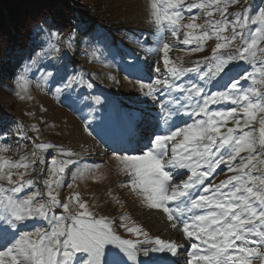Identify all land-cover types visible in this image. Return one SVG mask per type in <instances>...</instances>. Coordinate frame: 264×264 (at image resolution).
I'll return each instance as SVG.
<instances>
[{
    "label": "snow or ice",
    "instance_id": "obj_1",
    "mask_svg": "<svg viewBox=\"0 0 264 264\" xmlns=\"http://www.w3.org/2000/svg\"><path fill=\"white\" fill-rule=\"evenodd\" d=\"M163 2V12L156 2L152 5L155 22L161 30L167 24V30L173 36H177L180 31L179 22L185 7L188 11L205 10L208 17L213 16V11H219L223 16L228 8L227 3L220 6L221 0H201L186 6L184 0ZM229 2L236 3L238 0ZM250 24L255 27L246 31ZM208 25L209 28L195 37L191 32L186 33L182 43L189 45L194 39L197 47L192 50L199 51L203 48L199 42L215 36L217 40L229 42L239 38L241 47L235 52H225L221 50L228 48L229 43H217L208 61L212 67L202 71L198 66L186 69L169 67L170 46L164 43L162 49L157 47L154 51L164 52V64L171 80L158 79L155 84H163V89L148 86V91L144 93L152 100H156L157 93L161 91L187 93L185 100L192 110L183 115L188 120H184L181 114L186 104L177 98L175 103L178 107L168 110L162 106V115L154 118L155 124L141 117L142 122L153 129L146 137L147 143L140 141L132 148L113 149V152L120 153L117 159L123 164V170L132 176L133 189H138L150 208L167 214V219L172 221V228L179 224L182 227L181 235L189 238L188 242L177 243L159 237L151 239L147 233H142L144 240L122 239L114 232L110 222L104 218L95 219L84 203H79L84 211L71 213L70 203H62L52 190L53 185L60 184V179L55 177L65 173L69 165L78 163L71 159L61 161L53 173L54 178L45 180L49 188L47 200L40 202L44 197L39 191H33L36 187L34 181H24L25 173H20V180L14 182L11 172L13 168H35L45 163L39 151H47L54 145L34 143L30 157H22L20 163L0 157V180L6 179L13 185L11 188L0 185V242L7 241L5 250H0V264H127L129 261L142 264L138 247L142 244L154 245L143 249L145 257L150 253L161 252L178 257L181 250L187 252L191 248L192 251L187 252V264H252L254 259H264V252L260 251L264 249V116L259 120L258 136L255 135L256 130L249 127L258 113H264V92L240 85L241 80H252L253 85H264V59H256L258 51L264 55V50L258 49L259 42L264 41V10L254 17L236 13L231 21L226 16L222 21L210 19ZM182 27L196 29L204 25L189 23ZM229 27L231 37L223 36L222 33L228 31ZM240 61H247L249 68L236 76H230ZM35 63L33 60L32 64ZM188 73H197L203 84L193 83L187 87L176 82ZM225 78H228L227 81L221 84ZM64 79L66 82L63 87L67 88L72 80ZM20 80L26 83L25 77L21 76ZM213 81L223 90L206 91ZM87 87L92 88L93 85L89 83ZM22 91H26V88L22 87ZM55 91L59 94L63 89L56 88ZM95 102L100 104L102 101L96 97ZM221 102H230L231 106L226 110L209 109V105ZM165 112L167 114L163 115ZM238 112H242L245 117L244 126L241 127L237 120L236 128L222 132L224 123ZM193 117L200 118L193 120ZM176 120L181 123L177 124ZM237 129L240 131L237 132ZM33 130L38 131L35 127ZM0 137H3V133H0ZM22 137L29 139L23 133ZM177 137L181 139L177 141ZM0 151H8V148L0 146ZM60 154L67 157L74 155L63 150ZM29 159L31 165L26 162ZM50 163L56 166L58 162L53 159ZM221 165L236 174L214 184L209 177L216 174ZM5 168L9 170L7 173L4 172ZM79 175L83 176V172L79 171ZM184 175H187V179L174 182V178ZM73 179H76V174H73ZM173 203L175 208L171 207ZM57 209H62L66 215H57ZM34 216L49 223L48 231L35 229L36 239H33V232L20 231L21 223ZM128 231L141 234L139 228H129ZM10 232L12 238L8 240ZM106 247L124 259L109 262L105 259ZM172 264H178V261Z\"/></svg>",
    "mask_w": 264,
    "mask_h": 264
},
{
    "label": "rangeland",
    "instance_id": "obj_2",
    "mask_svg": "<svg viewBox=\"0 0 264 264\" xmlns=\"http://www.w3.org/2000/svg\"><path fill=\"white\" fill-rule=\"evenodd\" d=\"M82 2L91 6L94 14H97L101 21L105 17V20L109 23H112V21L139 22L138 25L133 26V29L144 31L147 34L137 32V35L133 37V41L128 42L125 40L126 42L117 49V56H119L117 59L111 58L114 53L109 48L110 37L107 36L106 40L99 39L98 44L102 50V59H110V67H108L110 70L106 73L99 70L94 71L98 75V80L95 81L97 89L94 86L88 88L89 83L84 82L83 77H76V69L67 67L65 63L60 61V58L64 55L63 51L52 44L46 51L29 57L25 64L20 58L13 59L11 61L12 66L6 67L5 70L6 82L10 83V89L9 91L0 92V133H3V137H0V146L8 148V151H0V157L20 163L22 157H30L34 150V143H51L54 145L52 149L39 151V154L44 157L45 163L38 164L35 168L30 166L28 169L22 167L11 169L14 182L20 180V173H25L23 180H33L36 186L33 191H39L44 197V200L40 202H45L47 200L46 193L49 191V188L45 185V180L54 178L53 173L61 161L68 159L77 161V164L69 165L65 173L55 177L60 179V184L59 186L53 185L52 188L53 194L57 195L62 203H70L71 213L78 214L84 211L79 207V203H84L95 219L104 218L110 222L114 232L122 239L144 240L145 236L142 233H147L148 238L151 239L160 238L165 234L164 230L151 216L148 202L139 194L138 189H133L132 176L123 170V164L117 159L120 153L110 151L106 147L109 142H111L109 143L111 148L119 142L124 145L134 136L131 126L127 124H133L139 116L148 117V119L158 118L162 106L168 110H174L178 107L175 103L177 98L181 103L186 104V107L182 110V115L184 112L191 111L192 108L185 100L187 93H164L161 91L157 93L156 100H152L144 94L148 91V87L146 85L141 87L142 84L135 82L132 78L140 80L144 84L150 83L153 76L151 74L153 61L159 54L158 57L161 58L160 62L157 63L156 79L152 86L163 89L164 85H156L155 81L158 79L164 80L165 78L171 80V77L164 64V52L154 51V49L157 47L162 49L164 43L170 46L168 50L169 67L175 66L186 69L198 66L202 71H207L208 68L212 67L208 61L212 58L217 43H229V47L221 51L235 52L241 47V39L238 38L229 42L217 40L215 36H212L207 41L199 42L203 45L202 50L193 51L192 49L197 47V42L194 39L189 45L182 43V38H186V33L191 32L193 37L200 35L205 29L209 28L208 21L210 19L222 21L226 16L231 21L235 18L236 13L254 17L261 10H264V0H238L236 3L221 0V7L227 3V12L222 16L219 11H213L212 17H208L205 10L192 9L188 11L185 7L182 19L179 22L181 25L178 33L179 37L165 42L162 40L163 37L166 40L168 39L167 34L171 35L172 33L167 30V24L164 25L163 30L158 29L152 7L153 3L156 2L161 12H163L165 8L163 0H83ZM198 2H201V0H184V5ZM211 10L208 9V11ZM193 16L196 17L195 20L192 19ZM189 23L204 25V27L196 29L182 27ZM254 27L255 25L250 24L246 31H251ZM155 31H160L166 36H163L164 34L153 36ZM111 32L115 33V31ZM222 35L231 37V27ZM149 37L154 40L153 45L149 42ZM174 37L172 36V38ZM158 41L159 43H157ZM147 42H149L147 44L149 46H145ZM258 49L264 50L263 41L259 42ZM140 55H143L147 68H151L150 71L142 69L143 61H137L140 59ZM66 56L72 64L83 65L80 55L66 53ZM120 57L124 61L125 59L129 60L124 62ZM256 59H264L261 51L257 52ZM33 60L36 61L35 64H32ZM122 61L124 65L119 69L116 62ZM81 68L84 69L83 66ZM246 68H249L247 61H240L238 67L234 68L230 76H236ZM48 73H52V75L49 76ZM91 74V71L87 72V77L90 79ZM123 75L132 78H125L124 89L120 91L117 101L111 97V99L108 98L109 95L106 96L101 93L105 91L104 87L106 91L114 90ZM21 76L25 77L26 83L21 82ZM64 78L72 80L67 88L63 87L66 82ZM129 79H132L133 82H129ZM227 79L225 78V81H222L221 84L225 83ZM176 82L187 87H190L193 83L203 84V81L198 79L197 73H188ZM240 85L243 88L255 87L259 92H264V85H253L252 80H241ZM22 87L26 88V91H22ZM56 88H62L63 91L58 94L55 91ZM218 90H223V88L220 85H215V81L206 88V91L210 92ZM96 97H100L102 101L100 104L95 102ZM119 100L122 104L123 102L126 103L123 104L125 110H123ZM230 106V102H221L220 104L209 105V109L226 110ZM127 109L136 118L126 115L129 113ZM166 114L167 112L163 113V115ZM183 116L188 118L186 115ZM261 116H264V113H258L256 120L249 125V127L256 130L255 135L257 136L259 135ZM199 118L193 117L192 119ZM237 120H239L240 126L243 127L245 117L242 112H238L234 118H230L224 123L221 131L226 133L229 128H236ZM178 121L176 120V123ZM153 122L155 123V119ZM161 123H163L162 120ZM134 126L135 124L132 125L133 128ZM33 127L38 131H34ZM239 131L240 129H237V132ZM22 133L26 134L29 139H23ZM176 139L179 141L181 137ZM61 150L72 152L74 155L71 157L63 156L60 154ZM241 155H246V153H241ZM53 159L58 162L56 166L50 163ZM26 162L31 165V159ZM78 169L83 172V176L79 175ZM8 171L7 168L4 169L5 173ZM73 174H76V179H73ZM235 174L221 165L217 168L216 174L209 177V180L219 184ZM0 185L5 188L13 186L6 179L0 180ZM56 214L66 215L62 209H57ZM67 223L71 224V221ZM37 228L48 231L49 223L34 216L21 223L20 231L33 232V239H36L35 229ZM129 228H139L141 234L130 232L128 231ZM170 232L171 236L177 241H182V238H184L181 235L182 232L179 226L176 228L171 227ZM11 238L12 234L10 232L8 240H11ZM5 243L7 241L0 242V250H5ZM153 246L149 244L138 246L141 262L154 263L164 259V253L162 252L150 253L147 257L143 255L144 248ZM260 251L264 252V249H260ZM105 252V259L109 262L124 259L118 256L110 247H106ZM183 255L186 256L185 253ZM127 264H132V262L129 261ZM252 264H264V259H254Z\"/></svg>",
    "mask_w": 264,
    "mask_h": 264
},
{
    "label": "trees",
    "instance_id": "obj_3",
    "mask_svg": "<svg viewBox=\"0 0 264 264\" xmlns=\"http://www.w3.org/2000/svg\"><path fill=\"white\" fill-rule=\"evenodd\" d=\"M82 1L0 0V89L2 88L0 92L10 89V83L6 82L5 70L6 67L12 66L13 59L20 58L25 64L29 57L46 51L51 44L63 51L64 55L60 61L67 67L75 68L76 77H83L84 82L91 83L96 88L92 81L98 80V75L94 71L106 73L110 70L108 68L110 59H102L99 39L106 40L107 36L110 37L109 48L114 53L111 58L117 59L119 57L117 49L126 42L125 40L133 41L137 32L147 34L133 29V26L138 25L139 22L112 21L109 23L105 17L101 21V18L94 14L92 7ZM94 16L97 17L94 18ZM160 34L164 33L155 31L153 36ZM182 39L184 40L185 37ZM162 40L165 42L172 38L165 40L163 37ZM149 41L153 45L154 40L149 37ZM66 53L80 55L83 63L81 66L84 69L69 62ZM158 55L155 57V71L161 58ZM140 60L142 57L137 61ZM116 64L120 69L124 62H116ZM88 71L92 73L91 79L87 77ZM125 78L131 77L123 75L121 82L118 81L112 90L113 92L120 93L124 89ZM132 79H129V82H133Z\"/></svg>",
    "mask_w": 264,
    "mask_h": 264
},
{
    "label": "bare ground",
    "instance_id": "obj_4",
    "mask_svg": "<svg viewBox=\"0 0 264 264\" xmlns=\"http://www.w3.org/2000/svg\"><path fill=\"white\" fill-rule=\"evenodd\" d=\"M134 118H136V117H134ZM145 118H148V117H145ZM136 119L137 120L134 122V124H135L134 128L131 126V128H132V134H134V136L132 137V139L129 140V141H127V142H125L124 143L125 146L122 143H120V142L119 143H115L112 146V148L110 147L112 150L114 148H121V147H124V148H132V147H135L138 142L142 141L141 138L146 139L147 135L151 133V131L153 130L152 128L150 129L149 132L146 131V132L143 133L142 130H144V128L143 127L141 129H139V128L142 126V124H146V123L142 122L141 117H137ZM151 122H152V124H155L153 121H151ZM149 209H150L151 216L157 221L158 225H161L162 229L164 230V233L165 234L162 235V237L160 236V239H162V240H172V241H175L177 243H183L182 241L175 240L171 236V232L170 231H171V222L172 221H169L167 219V214L163 213L162 210L152 209V208H149ZM182 251L183 250H181L180 252H182ZM179 259H180V256L177 257V260H179Z\"/></svg>",
    "mask_w": 264,
    "mask_h": 264
}]
</instances>
